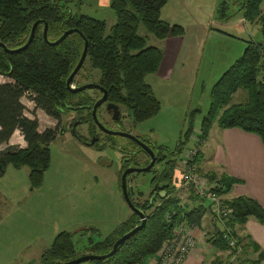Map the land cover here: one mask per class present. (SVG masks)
I'll list each match as a JSON object with an SVG mask.
<instances>
[{
    "label": "trees",
    "instance_id": "trees-1",
    "mask_svg": "<svg viewBox=\"0 0 264 264\" xmlns=\"http://www.w3.org/2000/svg\"><path fill=\"white\" fill-rule=\"evenodd\" d=\"M80 1L0 0V42L7 47L22 46L28 39L33 23L38 21L33 39L25 49L9 53L0 47V75L7 78L0 82V177L9 164L15 168L25 165L29 168L30 190L42 184L44 172L50 163L49 144L57 134L61 113L65 109L85 113L82 122L87 123L90 129L95 126L91 114L95 97L88 90L70 92L66 87V79L83 49L81 35L88 41L87 54L80 68L88 64L86 79L92 78V71L97 70L98 79L91 81L106 90L107 100L118 106H125L132 121L141 122L155 116L161 107L151 86L145 81V76L157 71L163 50L158 45L148 44L147 35L139 34V29L143 28L159 41L169 35L184 34L181 25L170 24L161 18L160 11L167 0H110L115 21L108 29L105 20L75 10ZM261 1H243V17L248 22L259 24L262 39H248L242 54L212 85L209 107L200 120V138L206 140L209 130L216 124L222 129L237 127L254 133L264 143V14L260 9ZM227 10V3L220 2L217 18L227 20ZM45 23L49 41L56 40L71 28H76L81 35L72 32L62 42L51 45L43 39ZM73 81L74 78L72 84ZM80 84L82 83L74 85ZM238 89L246 91V99L231 103V97ZM24 96H29L35 109H40L57 120V124L39 130L37 117L26 114L27 109L22 101ZM194 114L191 112L189 115L191 120L183 133L184 140H180L169 151H164L162 146L158 147L159 153L156 154L154 165L162 162V167L158 171L152 168L149 197L140 201L138 197H133L131 187L127 185L131 201L146 216L144 227L123 241L112 256L87 260V264H147L148 260L145 258L154 255L176 227H200L209 211L202 203L190 207L183 202L177 194L178 187L173 182L176 156L188 138L192 137ZM16 130L26 144L24 147L9 144ZM134 145L142 151L135 143ZM200 149L201 146L197 149L195 163L200 157ZM131 161L135 162L136 157L122 156L120 175L124 168L131 165ZM209 173L210 179H216L218 186L215 190L220 195L240 182L225 173ZM190 192V197L194 200L196 197L192 190ZM139 193L141 192H138L141 196ZM225 203L232 209L226 224L236 238V245H230L222 237L221 226L211 220L213 230L203 233L205 242H209L216 252L209 264H223V253L228 251L231 255L236 254L237 247L242 248V253L247 249L256 253L255 258L244 260L247 264H264V250L249 239L248 234L240 236L236 232L238 228L242 232L249 217L264 224V208L247 195L232 197L225 200ZM139 223V216L132 212L104 239L95 242L89 236L82 254L77 253L73 233L60 231L41 254L40 264L64 262L87 253L106 254L117 238ZM89 231L95 230L86 228L81 234Z\"/></svg>",
    "mask_w": 264,
    "mask_h": 264
},
{
    "label": "rangeland",
    "instance_id": "rangeland-1",
    "mask_svg": "<svg viewBox=\"0 0 264 264\" xmlns=\"http://www.w3.org/2000/svg\"><path fill=\"white\" fill-rule=\"evenodd\" d=\"M227 1L232 27L219 26L216 29L245 35L243 38L247 39L245 28H249L252 29L251 34L255 39L261 40L262 36L258 27L252 28L250 22H246L245 25L239 21L241 12L237 3L241 0ZM169 4L175 5L176 0H169ZM80 12L87 13L83 10ZM111 12H113L112 9ZM104 20L107 23V29L114 23L112 16L106 15ZM212 32L215 36L207 37L205 46L198 50L201 56L196 66L188 71V81L163 83L153 74L145 76L146 82L153 83L156 89H161L157 92L161 107L155 116L141 122H133L129 110L119 105L120 119L113 121L102 106L99 110L102 124L110 130L128 132L143 140L154 150L162 146L164 151H169L174 149L180 140H184L183 133L191 120L189 115L193 112L195 114L191 134L194 135L199 129L202 116L209 107V93L212 85L231 65L227 62L229 61L226 59L227 54L233 51L237 53L239 44L243 51L246 45L245 41L229 37L218 30L212 29ZM139 34L147 35L148 44H159V39L143 28L139 29ZM186 65L189 66V64ZM87 70L86 63L74 77L72 85L98 79L97 70L92 71V78L86 79ZM6 80L7 78L0 75V82ZM88 92L92 96L98 95V92L92 89H88ZM246 95L244 89H238L232 95L231 103L244 101ZM22 101L26 106L27 116L37 117L39 130L54 127L57 124V120L47 116L42 110L35 109L29 96H24ZM188 103L190 108H186ZM65 110L61 113L57 134L49 144L50 163L44 172L41 186L30 190L29 168L25 165L15 168L9 164L4 175L0 177V264H40L41 254L51 245L60 231L73 233L77 253L82 254L84 247L88 244L89 236L95 242L104 239L132 213L121 197L119 177L122 156L129 155L128 150H136V147L128 138L120 135L108 136L98 126H92L91 129L100 138L95 141V144H89L91 139L88 128L90 127L87 124H79L78 120H75L77 116H80L79 110ZM19 135L12 138V144L21 147L20 142H22L21 144L25 146L22 136L19 137ZM193 145L194 141L192 137H189L176 156V164H179L187 149ZM147 158L146 154L141 152L137 161H131L130 166H144ZM195 165L199 174L204 175V179L217 182L216 179L209 178L210 173L198 167V162ZM161 167L162 162L154 165L153 169L158 171ZM152 174L153 170L132 172L127 176V185L131 187L133 197H138L140 201L149 197L151 190L149 180ZM173 175L174 184L179 185L182 177L181 168L175 167ZM183 188L185 199L191 200L190 190L192 189L186 185ZM138 192L142 193H139L141 196ZM223 195L220 197L225 203L228 199ZM195 197L192 200L194 204L202 203L205 207L208 205V202L199 198L198 195ZM207 217L208 212L204 218ZM86 228L95 231L81 234ZM238 230L239 228L236 231L238 235L243 236ZM245 252L242 253L240 247V251L236 254L231 255L227 251L223 255L227 264H247L244 260L255 258L256 253L252 249H247ZM150 259L151 257L145 258L146 261ZM78 264H87V262Z\"/></svg>",
    "mask_w": 264,
    "mask_h": 264
},
{
    "label": "crops",
    "instance_id": "crops-1",
    "mask_svg": "<svg viewBox=\"0 0 264 264\" xmlns=\"http://www.w3.org/2000/svg\"><path fill=\"white\" fill-rule=\"evenodd\" d=\"M222 1L226 2L229 8V2L227 0ZM222 1L176 0V4L171 5L169 4V0H167V3L160 11V16L170 24L181 25L184 28V34L180 36L169 35L159 41L157 45L162 48L163 55L157 71L152 73L154 77L163 83L188 81V71L196 66L197 61L200 59L199 48L201 47L202 49L205 46L207 37L215 36L212 29L213 31L218 30L222 34L234 39L245 41V44L248 39L258 40L251 34L252 29L249 28H245L248 36L247 39L243 38L245 35H236L228 31L216 29L219 26L232 27L231 14L228 13V10L227 20L217 18V8ZM243 1L241 0L237 3L241 12L239 21L246 25V22H249L243 17ZM80 2L75 10L79 12L83 10L87 12L83 14H89L91 17L102 20L106 18V15L112 16L113 21H115L114 12H111L110 0H81ZM260 9L262 14H264V0L261 1ZM249 24L252 25V28H259V24L255 22H250ZM242 52V46L240 48L239 44V51L237 53L233 51L227 54L226 59L229 60L227 62L232 64L238 58V54H242ZM186 64H189V66L187 67ZM147 83L151 86L155 96L159 100L157 92H160L161 89H156L152 85L153 83ZM190 107V103H188L186 108ZM18 135L19 131L16 130L11 136L9 144H12V138ZM21 143V147H24ZM198 167L207 173H225L240 180L239 183H235L232 186L230 191L223 195L224 198L229 199L240 195H247L257 200L264 208V143L258 135L237 127L222 129L213 124L204 145L200 149ZM176 187H178L177 194L181 200L190 207L194 205L195 202L192 199H185V194L182 190L184 189V185L180 184ZM212 225L214 224H212L208 212V217L203 219L199 227L202 240L200 243L201 247L187 256L184 264L211 263L216 252L211 248L209 242H205L206 239L203 233L205 234L207 231L211 232L213 230ZM239 234H248L249 239L264 250V224L257 222L253 217H249L243 226L242 232L240 231ZM223 264L227 263L224 261Z\"/></svg>",
    "mask_w": 264,
    "mask_h": 264
},
{
    "label": "built area",
    "instance_id": "built-area-1",
    "mask_svg": "<svg viewBox=\"0 0 264 264\" xmlns=\"http://www.w3.org/2000/svg\"><path fill=\"white\" fill-rule=\"evenodd\" d=\"M199 135V130L192 135L194 145L187 149L179 164H176V167L178 166L182 170L180 184L189 186L195 195H198L199 198L208 202L206 208H208L211 220L221 226L222 237L226 239L230 245L234 246L236 245V239L231 229L226 224L232 209L221 201L220 194L216 192L215 188H217L218 183L204 179V175L199 174L200 172L197 171L196 163H194V159L198 152L197 149L205 141V139L200 138ZM201 241L199 227L178 226L173 230L172 235L164 240L160 249L151 256L147 264H184L187 256L201 247ZM237 248L238 253L240 247Z\"/></svg>",
    "mask_w": 264,
    "mask_h": 264
},
{
    "label": "water",
    "instance_id": "water-1",
    "mask_svg": "<svg viewBox=\"0 0 264 264\" xmlns=\"http://www.w3.org/2000/svg\"><path fill=\"white\" fill-rule=\"evenodd\" d=\"M38 21L34 22L31 30H30V34L28 36L27 41L22 45L19 46L17 48H9L7 47L4 43L0 42V47H2L6 52L9 53H14V52H18L21 51L23 49H25L30 42L33 39L34 36V31L36 28ZM72 32H78L80 35L81 33L76 29V28H71V29H67L65 30L62 35L60 37H58L56 40L53 41H49L47 39V24L45 23L44 28H43V39L48 42L51 45H57L58 43L62 42L70 33ZM81 37L83 38V49L81 52V55L79 57V60L77 61L76 65L74 66V68L72 69V71L70 72V74L68 75L67 79H66V87L70 92H77V91H83L86 89H99L102 93V96L99 97L93 104L92 109H91V114H92V119L94 121V123L106 134L109 135H120V136H124L130 140H132L133 142H135L142 150H144L145 152H147V154L150 157V160L148 162V164H146L145 166H127L121 173L120 176V190H121V195L124 199V201L126 202V204L128 205V207L132 210V212L136 213L139 218H140V223L137 224L136 226H134L131 230H129L128 232L122 234L119 238H117L115 240V242L112 245L111 250L106 253V254H83L80 255L76 258H73L71 260H67L64 262L61 261H56L53 262L51 264H78L81 262H85L87 260H93V259H105L107 257L112 256L118 246L125 241L126 239H128L130 236H132L134 233H136L138 230H140L141 228L144 227L145 222H146V216L143 213L142 210H140L139 208H137L133 202L131 201L129 194H128V186H127V176L132 173V172H146L149 171L152 166L155 163L156 157H155V153L153 151V148H151L150 146H148L144 141L140 140L138 137L131 135L128 132L125 131H119V130H110L108 128H106L102 122L98 119V115H97V109L98 107L106 101L107 98V92L106 90L101 87L98 83L95 82H86L83 84H80L78 86L72 85V79L74 78V76L77 74V72L80 70L86 54H87V46H88V41L81 35ZM106 110L111 113V118L113 120H118L120 119V111H119V106L115 103L112 102H108L106 103ZM97 140V137L94 136L91 138V140L89 141V144H94V142Z\"/></svg>",
    "mask_w": 264,
    "mask_h": 264
},
{
    "label": "flooded vegetation",
    "instance_id": "flooded-vegetation-1",
    "mask_svg": "<svg viewBox=\"0 0 264 264\" xmlns=\"http://www.w3.org/2000/svg\"><path fill=\"white\" fill-rule=\"evenodd\" d=\"M88 82H90V81H88ZM84 83H86V82H84ZM96 83V82H95ZM83 84V83H82ZM86 90H88V89H86ZM93 91H97L98 92V95L97 96H94L95 97V101L99 98V97H101L102 96V93H101V91L99 90V89H92ZM94 101V102H95ZM109 101L107 100V98H106V101L105 102H103L99 107H98V109H97V115H98V119L102 122V120H101V118H100V114H99V110L101 109V107L102 106H104V108L106 107V103H108ZM91 109H92V107H91ZM105 110H106V108H105ZM106 112H108L107 110H106ZM83 114L85 115V113H80V116H77V118H75V120H78V122H79V124L81 123V124H87V123H83L82 122V120H83V118H82V116H83ZM108 114H110V116H111V113H109L108 112ZM113 120V119H112ZM119 120V119H118ZM113 121H116V120H113ZM95 124V123H94ZM88 125V124H87ZM95 126L97 127V125L95 124ZM89 130H88V133H89V135H90V139L92 138V137H94V136H96L97 137V139H99L100 137H99V135H97V133L92 129H90V128H88ZM106 135H108L109 136V134H106ZM130 140V139H129ZM141 140V139H140ZM90 141V140H89ZM131 141V143H135V142H133L132 140H130ZM143 141V140H142ZM136 144V143H135ZM137 145V144H136ZM135 146V145H134ZM138 146V145H137ZM139 147V146H138ZM140 148V147H139ZM152 148V147H151ZM128 150V149H127ZM142 150V149H141ZM158 150V149H157ZM157 150H154L153 149V151H154V153H155V157H156V154H157V152L159 153V150L157 151ZM129 151V155L128 154H126V156H133V157H136V161H137V159H138V155L141 153V152H143L144 154H146V156L148 157L147 159H146V161H145V163L144 164H148V162H149V160H150V157H149V155L147 154V152H145L144 150H142V151H139V149L138 148H136V150H128ZM130 166V165H129ZM145 166V165H144ZM152 168H153V166H152ZM150 169L149 171H151V170H153V169ZM121 169V168H120ZM125 169V168H124Z\"/></svg>",
    "mask_w": 264,
    "mask_h": 264
}]
</instances>
